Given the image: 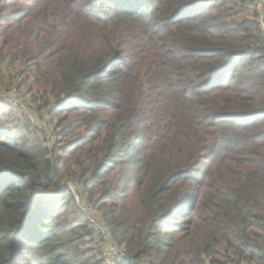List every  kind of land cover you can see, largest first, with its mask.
<instances>
[{
  "label": "trees",
  "instance_id": "trees-1",
  "mask_svg": "<svg viewBox=\"0 0 264 264\" xmlns=\"http://www.w3.org/2000/svg\"><path fill=\"white\" fill-rule=\"evenodd\" d=\"M246 12L0 0L2 93L55 121L50 147L0 132V264H107L105 241L115 264H264V32Z\"/></svg>",
  "mask_w": 264,
  "mask_h": 264
},
{
  "label": "rangeland",
  "instance_id": "rangeland-1",
  "mask_svg": "<svg viewBox=\"0 0 264 264\" xmlns=\"http://www.w3.org/2000/svg\"><path fill=\"white\" fill-rule=\"evenodd\" d=\"M243 2L247 8L245 15L253 16L254 19L259 22L262 31L264 32V0H243ZM203 4L206 3L196 4L194 9L196 8L201 11V7L205 6ZM206 6H208V4H206ZM254 12L256 16L254 15ZM206 16L207 15H205V18ZM4 66L5 65L3 63H0V68L5 70ZM4 70L2 72L4 77L9 75V73H12L11 70ZM0 89V98L3 99L0 100V132L7 134L13 140H17L21 136L28 134L27 128H29V130H32L31 134L35 138L36 142H38L43 147H50L54 142L53 126L55 122L51 116H49L50 109H48V111H41V101L39 107H37L35 104L34 106L30 101H27V97L24 96L25 93L22 91L2 93V91H7V84L5 83L0 85ZM6 112H9L10 114H7ZM69 185L72 187L71 191L73 197L77 198L76 203L79 204V200L84 194V189L80 186L76 188L72 184ZM181 186L182 184H176L174 188L177 189ZM92 190L97 192L96 188H92ZM183 203H189L191 207L199 206L200 198L194 194L193 197L185 198ZM86 210L88 214L87 223L93 225L95 229L99 230L101 233L106 232V229L102 228V222L98 218L99 214L90 213L93 212L92 206L89 205ZM107 242H99L94 244V246L102 251V256L105 259V263L111 264L112 261L120 262L119 259L113 258L114 255H112V252L114 249L109 247Z\"/></svg>",
  "mask_w": 264,
  "mask_h": 264
},
{
  "label": "built area",
  "instance_id": "built-area-1",
  "mask_svg": "<svg viewBox=\"0 0 264 264\" xmlns=\"http://www.w3.org/2000/svg\"><path fill=\"white\" fill-rule=\"evenodd\" d=\"M76 199H77V198H76ZM76 201H77V200H76ZM112 255H114L113 258H117V259H119L120 261H122V260L124 259V258H122V257H119L118 254H117V252H116L115 250H113ZM111 264H115V263L112 261Z\"/></svg>",
  "mask_w": 264,
  "mask_h": 264
}]
</instances>
